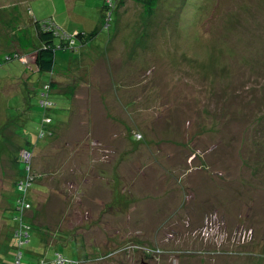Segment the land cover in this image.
<instances>
[{"label": "rangeland", "instance_id": "obj_1", "mask_svg": "<svg viewBox=\"0 0 264 264\" xmlns=\"http://www.w3.org/2000/svg\"><path fill=\"white\" fill-rule=\"evenodd\" d=\"M104 2L0 0V264L22 226V264H264V0L127 1L108 28ZM36 24L76 41L53 77Z\"/></svg>", "mask_w": 264, "mask_h": 264}, {"label": "trees", "instance_id": "obj_2", "mask_svg": "<svg viewBox=\"0 0 264 264\" xmlns=\"http://www.w3.org/2000/svg\"><path fill=\"white\" fill-rule=\"evenodd\" d=\"M127 1H132L134 3H142L143 6L145 7V11L148 15H152L154 11L156 10L158 3L160 0H105L104 2V11L105 13L103 14V22L107 23V28L110 26V22L112 20V15L113 11L118 12V10L123 7V5ZM107 11V12H106ZM37 30H39V40L42 42L43 46H37L33 40L31 39H26V36L30 34L28 29L22 30V34L20 33L19 40H20V46L21 49L24 50V48L27 47H33L35 48V51L37 52V56L35 58V66L38 69V73L44 74V73H49L51 76H55V66H56V54L58 50H67V49H76V41L75 39H72L70 36L67 34H58V31L56 27H54L53 24L50 25H45L43 28L40 27L39 24H36ZM97 30H94L90 34H84L80 33L77 37L80 39V44L84 45L86 40L93 39L96 36ZM58 37L61 39V42L57 44V39ZM66 41H68L66 43ZM26 51V49L24 50ZM7 60L8 58L10 59L9 61L17 60V57L19 59V55L17 54H8L7 55ZM6 58V57H5ZM54 90H57V86L54 85L53 83L49 85V87H43L42 94H41V99H40V107L45 109L46 111L55 109L56 105L53 103L54 101L51 99V97L55 94L52 92ZM60 96L64 99L67 97L62 96V95H57ZM69 99V98H67ZM48 118L51 119V117L48 115ZM52 121V119H51ZM53 121L50 123L52 124ZM52 125H43L42 131H44L41 134V139L45 138H51L52 135L54 134L52 129ZM26 151V150H25ZM28 152V151H26ZM30 153V152H29ZM28 164V163H27ZM30 165V164H29ZM24 180L20 181V183L17 184V190L21 193V198L23 204L20 202V210H24L26 207H31L30 203L27 202L26 197L24 194H26L28 188V184L26 182H23ZM23 196V197H22ZM30 228L28 226H22L20 229L16 230V233L13 235L14 237L17 238L18 246L15 249L16 256L15 260L17 259L20 260V264H22V259H23V252L22 249L30 243L31 241V231H29ZM62 258L66 262H73L78 264V261L76 259H69L61 254H55L54 258L51 259L50 261L46 260V257H40L37 261V264H54L55 261H57L59 258ZM16 263V262H15Z\"/></svg>", "mask_w": 264, "mask_h": 264}, {"label": "built area", "instance_id": "obj_3", "mask_svg": "<svg viewBox=\"0 0 264 264\" xmlns=\"http://www.w3.org/2000/svg\"><path fill=\"white\" fill-rule=\"evenodd\" d=\"M15 264H20V260L17 259L16 263ZM54 264H76V263H73V262H66L64 261L61 257L54 262Z\"/></svg>", "mask_w": 264, "mask_h": 264}]
</instances>
